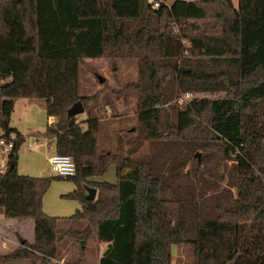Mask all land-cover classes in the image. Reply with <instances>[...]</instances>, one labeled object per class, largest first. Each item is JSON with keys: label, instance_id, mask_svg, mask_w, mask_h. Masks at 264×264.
<instances>
[{"label": "trees", "instance_id": "16d2710c", "mask_svg": "<svg viewBox=\"0 0 264 264\" xmlns=\"http://www.w3.org/2000/svg\"><path fill=\"white\" fill-rule=\"evenodd\" d=\"M154 1L0 0V125L17 133L15 100L44 99L56 119L46 135L76 164L74 176L56 177L74 182L64 197L81 205L48 215L43 198L56 177L19 173L17 143L0 174V212L33 219L35 239L0 261L55 259L64 238L94 237L107 245L99 264H172L174 245L189 250L185 264H264V0ZM126 58L139 62L128 156L122 140L116 153L100 149V95L79 90L87 59ZM216 92L227 96L167 106ZM78 101L84 122L68 113ZM146 142L149 152L132 157ZM111 165L117 182L92 179Z\"/></svg>", "mask_w": 264, "mask_h": 264}, {"label": "rangeland", "instance_id": "374dc122", "mask_svg": "<svg viewBox=\"0 0 264 264\" xmlns=\"http://www.w3.org/2000/svg\"><path fill=\"white\" fill-rule=\"evenodd\" d=\"M173 1L166 0L168 4ZM232 1L234 6L238 8L239 0ZM172 27L175 30L178 28L173 23ZM142 30L141 28L140 31ZM98 74L105 77V83L101 84L99 82ZM138 80L139 62L136 58H126L116 63L108 59H87L86 65L81 67L80 94L87 97H92L98 93L100 95L99 101L92 105V113L101 119L99 134V146L101 150L116 153L119 141L122 140L124 145L123 154L125 156L129 155L131 145L128 141L138 136V132L135 130L139 125L137 116L138 91L135 87ZM226 94V92L202 93L194 95L193 99L196 97L217 99L226 97ZM167 106L179 109L184 107L183 104L177 102V97L167 104ZM85 119H87L86 109L83 114L78 115L79 122H84ZM47 122L44 99L17 98L15 100V108L10 124L21 135L19 140L22 137L26 139L18 151L19 173L37 177H56V173L52 171L48 161L49 157L56 150H54V143H49V139L45 138ZM82 125L85 126V124ZM148 152L149 144L146 142L138 152L131 154V156L140 157ZM130 169V167H126L124 172L127 173ZM92 179L111 183L117 182L116 166L111 165L104 175L96 176ZM74 189L75 184L73 181L67 178H54L43 198L44 211L54 217L73 215L81 207L80 202L64 197V195ZM0 219L1 224H3V221H6L10 233L34 238L35 222L33 219L20 222L16 219L7 220L2 215H0ZM1 230L4 233L7 232L4 226H1ZM14 239L17 240L15 237ZM106 247L107 245L105 244L100 245L94 237L86 241L66 237L60 244L59 255L55 259L45 261L41 257H38L33 261L1 260L0 264H99ZM0 248H3V243L0 244ZM9 248L10 246L7 249ZM172 252V264H185L190 257L189 250L178 248L175 245L172 247Z\"/></svg>", "mask_w": 264, "mask_h": 264}, {"label": "built area", "instance_id": "2783aa9c", "mask_svg": "<svg viewBox=\"0 0 264 264\" xmlns=\"http://www.w3.org/2000/svg\"><path fill=\"white\" fill-rule=\"evenodd\" d=\"M152 8L159 7V2L150 0ZM194 97L191 93H186L177 99L179 104H183ZM19 141V136L15 132H7L0 125V174H4L9 168L10 156L14 147ZM51 169L56 175L62 177L74 176L76 173V164L70 155L55 152L49 157Z\"/></svg>", "mask_w": 264, "mask_h": 264}, {"label": "crops", "instance_id": "0c3cea01", "mask_svg": "<svg viewBox=\"0 0 264 264\" xmlns=\"http://www.w3.org/2000/svg\"><path fill=\"white\" fill-rule=\"evenodd\" d=\"M190 1H195V0H190ZM47 119H48V122H47L48 124H53V123L56 122V119L54 117H52V116L51 117H47ZM11 127H13V126L11 125ZM13 128H15V127H13ZM22 138L24 139V142H25L26 139L24 137H22ZM45 138L49 139V137H47V135H46V132H45ZM49 141H50V139H49ZM49 143H51V142H49ZM54 150H56V149L54 148ZM48 161H49V159H48ZM0 215H2L1 212H0ZM5 223H6V221H3V224H1V219H0V244L3 243V248L2 249L0 248V253L6 254V253L11 252L12 250H14L20 244L21 239L27 240L30 243L34 241L35 236H34V238H27L26 236H23L21 234L20 235H14L13 233H10V230H8V228H7L8 227L7 223L6 224ZM1 226H4L5 229H6L5 231H7V232L4 233V231L1 230ZM14 237L17 240H15ZM8 246H10L9 249H7Z\"/></svg>", "mask_w": 264, "mask_h": 264}, {"label": "water", "instance_id": "95a60500", "mask_svg": "<svg viewBox=\"0 0 264 264\" xmlns=\"http://www.w3.org/2000/svg\"><path fill=\"white\" fill-rule=\"evenodd\" d=\"M98 76V80L101 84H103L106 79L105 77L101 76V75H97ZM85 112V108L82 104L81 101H78L77 103H75L70 109H69V115H80V114H83ZM24 142V139H20L19 142H18V145L21 146L22 143ZM198 160L200 161L201 159V153H197L195 155ZM86 189L88 191V195H87V198L89 200H95L96 199V195H97V189L96 188H92V187H89V186H86ZM83 245V244H82Z\"/></svg>", "mask_w": 264, "mask_h": 264}]
</instances>
